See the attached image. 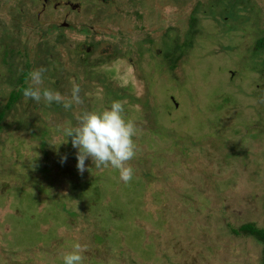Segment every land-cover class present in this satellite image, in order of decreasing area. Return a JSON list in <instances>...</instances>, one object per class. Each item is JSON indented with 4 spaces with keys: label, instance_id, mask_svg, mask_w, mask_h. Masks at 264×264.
<instances>
[{
    "label": "rangeland",
    "instance_id": "1",
    "mask_svg": "<svg viewBox=\"0 0 264 264\" xmlns=\"http://www.w3.org/2000/svg\"><path fill=\"white\" fill-rule=\"evenodd\" d=\"M262 37L264 0H0V264L77 241L84 264H260L232 229L264 230ZM40 67L83 105L26 99ZM112 100L138 129L129 184L63 142Z\"/></svg>",
    "mask_w": 264,
    "mask_h": 264
},
{
    "label": "clouds",
    "instance_id": "2",
    "mask_svg": "<svg viewBox=\"0 0 264 264\" xmlns=\"http://www.w3.org/2000/svg\"><path fill=\"white\" fill-rule=\"evenodd\" d=\"M44 67L29 72L30 84L23 90V96L39 103L42 99L47 104H61L65 110L73 105H83L81 87L72 82L71 97L66 98L59 91L43 87ZM64 141L71 138V145L77 149L76 168L80 174L86 169L85 161L91 159L97 168H111L118 172L119 179L129 184L134 177V169L129 163L136 156L137 145L134 137L138 129L133 119L126 118L124 103L112 100L102 110L83 109L76 115V124L62 127ZM66 161V157L63 158ZM87 246L74 242L71 249L61 254L62 264H84Z\"/></svg>",
    "mask_w": 264,
    "mask_h": 264
},
{
    "label": "trees",
    "instance_id": "3",
    "mask_svg": "<svg viewBox=\"0 0 264 264\" xmlns=\"http://www.w3.org/2000/svg\"><path fill=\"white\" fill-rule=\"evenodd\" d=\"M264 38H258L254 47V51L261 49L264 47V43H263ZM264 61V58H263ZM9 102H12V100L15 99V94H10L9 95ZM1 118V115H0ZM232 232L235 234H246V235H250L252 236L255 240H257L260 244H261V249H260V264H264V230L261 228L256 227L254 224L252 223H243L241 224L239 227L232 229Z\"/></svg>",
    "mask_w": 264,
    "mask_h": 264
}]
</instances>
